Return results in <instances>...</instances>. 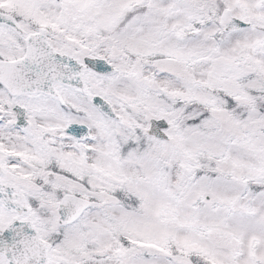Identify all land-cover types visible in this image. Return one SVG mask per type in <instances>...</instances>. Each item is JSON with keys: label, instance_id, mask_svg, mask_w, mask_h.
<instances>
[{"label": "snow or ice", "instance_id": "6c2138e0", "mask_svg": "<svg viewBox=\"0 0 264 264\" xmlns=\"http://www.w3.org/2000/svg\"><path fill=\"white\" fill-rule=\"evenodd\" d=\"M0 264H264V0H0Z\"/></svg>", "mask_w": 264, "mask_h": 264}]
</instances>
